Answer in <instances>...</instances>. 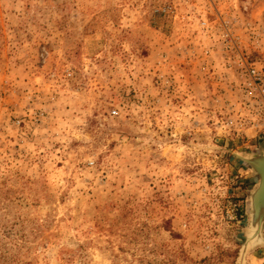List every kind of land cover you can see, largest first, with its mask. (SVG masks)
I'll list each match as a JSON object with an SVG mask.
<instances>
[{
  "label": "rangeland",
  "instance_id": "rangeland-1",
  "mask_svg": "<svg viewBox=\"0 0 264 264\" xmlns=\"http://www.w3.org/2000/svg\"><path fill=\"white\" fill-rule=\"evenodd\" d=\"M259 151L264 0H0V264H264Z\"/></svg>",
  "mask_w": 264,
  "mask_h": 264
},
{
  "label": "water",
  "instance_id": "water-1",
  "mask_svg": "<svg viewBox=\"0 0 264 264\" xmlns=\"http://www.w3.org/2000/svg\"><path fill=\"white\" fill-rule=\"evenodd\" d=\"M235 155L241 159L242 161L246 162L253 173L256 175V183L254 187L249 191L248 194V200H249V208L253 210L251 211V216L254 215V212L256 214V239L252 240L250 244H247L248 241V233L246 236V239L244 243L241 246L240 249V256L239 261L242 260L244 253L250 246H254L258 244L264 236H262V227H264V151H259L257 153H250V154H239L235 153ZM259 201V202H257ZM258 208H257V203ZM255 210V211H254ZM251 225V224H249ZM248 230V225H247Z\"/></svg>",
  "mask_w": 264,
  "mask_h": 264
},
{
  "label": "bare ground",
  "instance_id": "bare-ground-1",
  "mask_svg": "<svg viewBox=\"0 0 264 264\" xmlns=\"http://www.w3.org/2000/svg\"><path fill=\"white\" fill-rule=\"evenodd\" d=\"M259 202V201H257ZM256 202V203H257ZM254 207L249 208V212H248V216H249V221H248V230L251 231V235L248 236V241H247V244H250V242L254 239H256V228H255V223H256V214H257V211L256 213L254 212V215L251 216L250 214H252V210H253ZM257 208H258V203H257ZM255 211V210H254ZM251 224V225H249Z\"/></svg>",
  "mask_w": 264,
  "mask_h": 264
},
{
  "label": "built area",
  "instance_id": "built-area-1",
  "mask_svg": "<svg viewBox=\"0 0 264 264\" xmlns=\"http://www.w3.org/2000/svg\"><path fill=\"white\" fill-rule=\"evenodd\" d=\"M249 71H250L252 74H256L254 68H249ZM256 80H257V78H255L253 81H256ZM251 83H252V82H250V84H251Z\"/></svg>",
  "mask_w": 264,
  "mask_h": 264
}]
</instances>
